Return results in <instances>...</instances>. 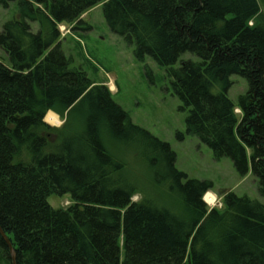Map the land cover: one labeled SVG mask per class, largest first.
<instances>
[{
	"label": "trees",
	"instance_id": "obj_1",
	"mask_svg": "<svg viewBox=\"0 0 264 264\" xmlns=\"http://www.w3.org/2000/svg\"><path fill=\"white\" fill-rule=\"evenodd\" d=\"M11 2L16 14L0 31L8 57L0 59V227L16 264H264V204L226 191L220 207H208L212 182L177 169L169 143L133 123L106 85L72 67L58 28L80 24L101 3L134 56L166 68L187 110L186 132L215 159L231 158L239 175L250 164L264 197V0L0 6ZM185 52L197 60L175 66ZM233 74L248 83L236 102L228 96ZM50 110L62 118L68 110L62 126L43 121ZM53 193L72 202L55 209L47 200ZM0 264H12L1 235Z\"/></svg>",
	"mask_w": 264,
	"mask_h": 264
},
{
	"label": "rangeland",
	"instance_id": "obj_2",
	"mask_svg": "<svg viewBox=\"0 0 264 264\" xmlns=\"http://www.w3.org/2000/svg\"><path fill=\"white\" fill-rule=\"evenodd\" d=\"M15 14V2H11L7 8L0 6V31L3 23ZM80 20V24L58 26L60 47L64 55L71 59V66L82 68L92 81L106 85L113 100L128 113L133 123L169 143L176 153L177 169L185 172L188 178L212 182V189L203 196L208 207H220L221 195L226 191L238 196L246 195L264 204V197L257 190L250 164L248 172L241 176L231 158L215 159L205 143L186 132L187 110L182 108L181 100L172 92L165 67L158 65L150 56L138 60L134 56L133 45L110 30L101 3L84 12ZM31 26L33 31H37L36 22H32ZM0 59L8 63V57L1 48ZM183 59L197 60L195 55L185 52L175 66ZM230 80L232 85L228 96L236 102L237 97L248 89V83L237 74L231 75ZM238 110L236 112H240ZM67 111L62 118L50 110L43 121L51 127H60ZM108 147L115 150L112 144ZM112 152L120 156L118 150ZM128 158L133 160L132 156ZM208 192L211 201L205 199ZM139 197L136 195L133 199ZM47 200L55 209L66 208L72 202L69 194L53 193Z\"/></svg>",
	"mask_w": 264,
	"mask_h": 264
},
{
	"label": "water",
	"instance_id": "obj_3",
	"mask_svg": "<svg viewBox=\"0 0 264 264\" xmlns=\"http://www.w3.org/2000/svg\"><path fill=\"white\" fill-rule=\"evenodd\" d=\"M0 235L3 238V240L7 243L8 247H9L8 249H9V253H10L11 259H12V264H16V262H15V251H14V249H13L11 243H10V240L5 235V233L3 232L1 227H0Z\"/></svg>",
	"mask_w": 264,
	"mask_h": 264
},
{
	"label": "bare ground",
	"instance_id": "obj_4",
	"mask_svg": "<svg viewBox=\"0 0 264 264\" xmlns=\"http://www.w3.org/2000/svg\"><path fill=\"white\" fill-rule=\"evenodd\" d=\"M210 196H211V194L208 192L207 194H206V196H205V199L206 200H209V201H211L212 199L210 198ZM11 243V242H10ZM7 244V243H6ZM12 245V244H11ZM8 246V245H7ZM9 248V247H8ZM11 257V256H10ZM12 260V259H11Z\"/></svg>",
	"mask_w": 264,
	"mask_h": 264
}]
</instances>
